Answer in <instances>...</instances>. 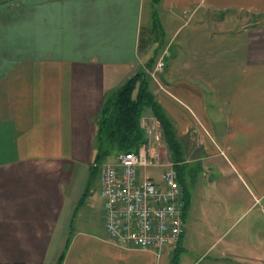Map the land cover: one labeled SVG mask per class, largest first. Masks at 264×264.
<instances>
[{
	"label": "crops",
	"instance_id": "crops-1",
	"mask_svg": "<svg viewBox=\"0 0 264 264\" xmlns=\"http://www.w3.org/2000/svg\"><path fill=\"white\" fill-rule=\"evenodd\" d=\"M153 57L189 193L174 250L110 242L92 169L106 97ZM253 207L264 212V0H0V264H172L177 250L178 264H264V225L253 245L228 240ZM189 235L198 257L181 254Z\"/></svg>",
	"mask_w": 264,
	"mask_h": 264
},
{
	"label": "built area",
	"instance_id": "built-area-1",
	"mask_svg": "<svg viewBox=\"0 0 264 264\" xmlns=\"http://www.w3.org/2000/svg\"><path fill=\"white\" fill-rule=\"evenodd\" d=\"M159 60L151 77L163 73ZM140 126L147 141L137 152H120L108 162L95 161L103 199L104 228L108 240L129 249L174 250L184 233L183 186L176 164L160 151L162 127L154 115H144ZM162 170V183L142 170Z\"/></svg>",
	"mask_w": 264,
	"mask_h": 264
},
{
	"label": "trees",
	"instance_id": "trees-1",
	"mask_svg": "<svg viewBox=\"0 0 264 264\" xmlns=\"http://www.w3.org/2000/svg\"><path fill=\"white\" fill-rule=\"evenodd\" d=\"M160 1L154 0V4L157 5ZM155 23H158V18H155ZM154 63L155 57L147 63L150 70L154 68ZM149 111L158 119L171 159L176 164L179 181L184 190L183 218H185L189 206V193L181 176L184 163L182 146L172 120L155 100L151 90V78L146 70L136 72L119 90L106 97L97 124L95 161L108 160L114 151L137 152L147 141L146 134L140 126V119ZM177 252L172 264H178Z\"/></svg>",
	"mask_w": 264,
	"mask_h": 264
},
{
	"label": "rangeland",
	"instance_id": "rangeland-1",
	"mask_svg": "<svg viewBox=\"0 0 264 264\" xmlns=\"http://www.w3.org/2000/svg\"><path fill=\"white\" fill-rule=\"evenodd\" d=\"M157 24L159 26V23H157ZM145 25H147V22H145ZM153 69H151V70L149 69V71H148L150 78H151L150 72L153 71ZM147 115H151V114H147ZM159 141H161L160 142V148H161L160 151H161V153H163L164 155L169 156L171 158L170 151H169V149H167L168 146L166 144L164 135H163V139H159ZM118 153H120V152H118ZM118 153L114 151L111 154V156L108 158V160L99 161V163L108 162L110 160H113L115 158L116 154H118ZM92 169L94 171L97 170V169H94L93 167H92ZM146 173H147V175L149 177L155 179V181L157 183H162V178H161L162 170L160 168H157V167L148 168L147 172H145V170H142V174L143 175H145ZM90 189H93V188L91 187ZM96 195L97 196H96L95 201L99 202L100 198H98V193H96ZM260 213H261V209L260 208L259 209H255V207H253V209L250 211V213H247L245 215V217L242 219L241 223L238 224L235 228L232 229V231L230 232V236L228 237V240L231 239V238H234V237L237 238L239 235H242L243 238H245L244 240L248 244H252L253 245V240H254L253 238L255 237L254 234H256V233L258 234L260 232V229H259V228H261L260 226L264 225V212L261 213V214ZM190 237H191V242H192L191 244L192 245L189 244L187 246V243L183 242L182 243V247H181V254L186 253L188 255H192L193 257H198L199 253L201 251L200 249L202 248V246L201 245L196 246V242H198V241L195 240V237L193 235L190 236ZM182 238H185V237L182 236ZM186 241H187V238H186ZM223 246L224 245L222 243L220 247H223ZM185 248H187L186 252H184Z\"/></svg>",
	"mask_w": 264,
	"mask_h": 264
}]
</instances>
